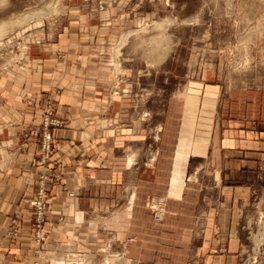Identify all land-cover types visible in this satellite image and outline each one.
Listing matches in <instances>:
<instances>
[{
	"label": "crops",
	"instance_id": "obj_1",
	"mask_svg": "<svg viewBox=\"0 0 264 264\" xmlns=\"http://www.w3.org/2000/svg\"><path fill=\"white\" fill-rule=\"evenodd\" d=\"M122 1L101 11L113 34L126 22L117 25L119 17H137V3ZM97 12L72 5L66 35L38 54L33 74L13 79L0 105V264H42L37 252H84L102 239L133 257H150L175 236L188 241L178 226L198 221L206 226L197 247L202 263L235 264L238 209L250 203L259 182L264 192L263 62L252 65L245 84L231 80L228 88L222 71L208 67L167 101L164 121H137L126 117V95L111 94L118 76L96 58L100 42L79 40L83 27L98 22ZM49 101L64 123L51 128L53 153L44 168L37 164L39 140L29 134L41 128ZM44 170L62 179L47 181L51 199L39 245L27 203ZM201 178L224 193L222 206L202 220L185 216L192 194L203 191ZM151 197L164 210L161 222L145 206ZM16 213L20 235L10 237L6 230ZM225 240L227 253L217 254Z\"/></svg>",
	"mask_w": 264,
	"mask_h": 264
},
{
	"label": "rangeland",
	"instance_id": "obj_2",
	"mask_svg": "<svg viewBox=\"0 0 264 264\" xmlns=\"http://www.w3.org/2000/svg\"><path fill=\"white\" fill-rule=\"evenodd\" d=\"M133 3H137V17H119L117 25L121 20L126 22L117 26L119 32L113 34L108 29V13L101 15V11L125 4L122 0H0V24L6 26L0 34V105L14 87L13 79L33 74L38 54L52 49L66 35L72 5L98 11V22L88 31L83 27L79 40L100 42L102 48L95 51L96 58L101 57L118 76L111 94L126 95V117L132 115L137 121H164L167 101L208 67L216 66L222 71V83L227 88L231 80L234 85L239 81L245 84L256 61L263 62L264 67V0L128 1ZM124 33L129 35L119 45ZM37 127L29 135L39 140L41 152ZM38 181L36 178L34 194L27 203L30 215ZM201 183L203 191L192 194L195 198L185 209L186 217L202 220L222 206L224 193L219 192V187L213 189L210 178H201ZM259 185L260 182L250 203L238 209L236 229L240 241L235 264H264V192ZM149 200L155 201L153 197ZM147 203L148 200L145 206L151 210ZM178 227L185 229L188 241L175 236L166 243V249L150 257H133L123 245L104 239L84 252H64L60 256L37 252V256L42 264H55L56 257H63L67 264H203L197 247L206 226L198 221ZM224 244L216 250L217 254L227 253V240Z\"/></svg>",
	"mask_w": 264,
	"mask_h": 264
},
{
	"label": "built area",
	"instance_id": "obj_3",
	"mask_svg": "<svg viewBox=\"0 0 264 264\" xmlns=\"http://www.w3.org/2000/svg\"><path fill=\"white\" fill-rule=\"evenodd\" d=\"M63 120L55 116L54 104L49 101L48 107L43 115L41 128H38L35 133L41 135V152L38 159L39 166H46L51 160L53 153V134L51 128L62 127ZM45 168V167H44ZM52 178L56 182H61L62 173L50 175L46 171H42L38 181L37 195L30 202L32 225L34 229V236L38 244L44 242L45 233L43 231L44 225L48 220L49 199L50 191L47 187V181ZM64 189H66L64 187ZM69 196L74 197L75 192L70 191ZM147 205L154 212V218L157 222H161L164 219V210L160 203L154 200H148ZM21 221L20 214L16 213L10 221V224L6 230V234L10 237H17L20 235L19 222Z\"/></svg>",
	"mask_w": 264,
	"mask_h": 264
},
{
	"label": "bare ground",
	"instance_id": "obj_4",
	"mask_svg": "<svg viewBox=\"0 0 264 264\" xmlns=\"http://www.w3.org/2000/svg\"><path fill=\"white\" fill-rule=\"evenodd\" d=\"M5 24H0V34L5 30ZM128 35H129V33H124L123 35H122V37H121V40H120V42H119V45H122L123 43H125V41H126V39H127V37H128ZM138 43V42H137ZM133 158H131L130 157V165L133 163ZM132 198H131V203H130V209H131V207H132V203H133V201H134V195H132L131 196ZM55 264H67V262H66V260H64V258L63 257H56V260H55ZM77 264H83V263H77Z\"/></svg>",
	"mask_w": 264,
	"mask_h": 264
}]
</instances>
